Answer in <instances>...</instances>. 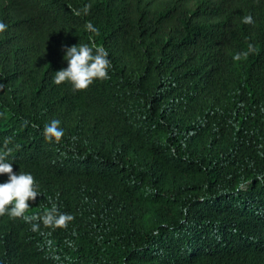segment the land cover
Here are the masks:
<instances>
[{"label": "trees", "instance_id": "obj_1", "mask_svg": "<svg viewBox=\"0 0 264 264\" xmlns=\"http://www.w3.org/2000/svg\"><path fill=\"white\" fill-rule=\"evenodd\" d=\"M0 22V154L39 193L0 217V264H264V0H0ZM91 43L109 78L56 85ZM53 207L66 228L29 219Z\"/></svg>", "mask_w": 264, "mask_h": 264}, {"label": "clouds", "instance_id": "obj_2", "mask_svg": "<svg viewBox=\"0 0 264 264\" xmlns=\"http://www.w3.org/2000/svg\"><path fill=\"white\" fill-rule=\"evenodd\" d=\"M243 23L252 24L253 18L247 16L243 19ZM7 25L0 22V33L6 31ZM86 29L90 32H96V29L89 23ZM91 41V37H90ZM252 50V46L249 45ZM239 59V55L235 57ZM65 60L67 68L61 69L55 73L54 83L56 85L69 84L74 92L86 91L94 81L107 80L111 62L108 59V52L102 46H97L95 43L79 44L66 49ZM2 87V86H0ZM27 125V122H25ZM43 136L46 142L59 144L64 136V131L60 127V121L53 119L43 129ZM9 139H5L3 154H0V175H7L8 182L0 183V217L8 215L12 219L24 218L29 209V201H34L39 195L37 191L38 185L34 177L29 173L20 172L15 174L13 167L8 162L7 157L11 154L12 149L8 148ZM256 179L264 188V178L260 174L256 175ZM263 179V181H262ZM242 181L239 188L242 189ZM31 220H40L45 227L50 228H66L68 223L74 217L70 214H57L55 207L51 208L43 216L30 217ZM232 227L231 231H233ZM32 230L38 231L39 224L33 223ZM253 233L245 231L247 241L251 240Z\"/></svg>", "mask_w": 264, "mask_h": 264}, {"label": "rangeland", "instance_id": "obj_3", "mask_svg": "<svg viewBox=\"0 0 264 264\" xmlns=\"http://www.w3.org/2000/svg\"><path fill=\"white\" fill-rule=\"evenodd\" d=\"M264 178V177H263ZM262 181H263V179H262ZM245 186H246V182L245 183H243L242 184V189L241 190H243V189H245ZM259 186H261V185H259ZM240 192V191H239ZM233 201H236L235 203H234V207H237L238 209H239V200L241 199V198H243V194H241V193H238V194H234L233 195ZM240 197V198H239ZM239 199V200H238ZM238 200V201H237ZM240 216V215H239ZM237 217V215L234 217V219H235V228H238V229H240L241 230V222L243 221V219L242 218H240L239 217V219H237L236 218ZM232 229H230V231H231ZM243 230V232H245L244 231V229H242ZM250 255L253 257V259L255 260V261H257V262H259V263H264V254H260V255H256L252 250H250Z\"/></svg>", "mask_w": 264, "mask_h": 264}]
</instances>
